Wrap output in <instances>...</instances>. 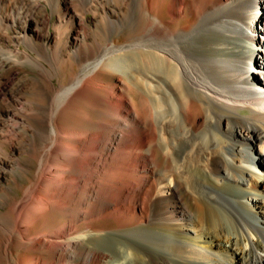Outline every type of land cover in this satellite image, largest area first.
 I'll use <instances>...</instances> for the list:
<instances>
[{
  "label": "bare ground",
  "instance_id": "bare-ground-1",
  "mask_svg": "<svg viewBox=\"0 0 264 264\" xmlns=\"http://www.w3.org/2000/svg\"><path fill=\"white\" fill-rule=\"evenodd\" d=\"M263 12L0 0V128L31 134L0 191L39 156L24 201L0 197V264H264Z\"/></svg>",
  "mask_w": 264,
  "mask_h": 264
},
{
  "label": "rangeland",
  "instance_id": "rangeland-1",
  "mask_svg": "<svg viewBox=\"0 0 264 264\" xmlns=\"http://www.w3.org/2000/svg\"><path fill=\"white\" fill-rule=\"evenodd\" d=\"M43 5L48 9L50 13L49 7L43 3ZM264 15V12L262 13ZM101 14L95 15L93 13H87L85 18L87 24L91 27V29L94 31V26L98 23L100 20ZM57 16H54V18L51 20V29L50 31H53L55 27V23L57 22ZM98 20V21H97ZM66 22V21H65ZM119 36V37H118ZM129 36L128 30H123L121 33H119L117 36H115L116 39H119L120 43L124 44L127 42V38ZM127 37V38H126ZM3 38V35L0 34V39ZM15 48V47H14ZM22 49H24L23 46H21ZM12 62V61H11ZM10 61L7 62L4 66H1L0 68V78L2 77L3 73L8 69V64L11 63ZM16 66L21 69L25 70L27 73H30L32 76V73L36 72V70L29 65L28 63H17ZM24 76V73L20 74L18 77L19 80ZM16 83H18V81ZM60 76L54 78V85L55 87H59L60 84ZM31 97V96H29ZM13 131V132H12ZM25 130L24 128H14L13 130L8 128V126H5L3 128H0V143H2V147H0V157L3 158H10V155L12 153V146L16 148H24L26 145L23 142V139H26L31 136V134H24ZM19 134V135H17ZM22 134V136H21ZM19 146V147H18ZM112 147H115V144H112ZM38 150L40 152L45 150V143L39 142L37 146ZM28 149L29 146H28ZM14 159H20L26 166V169H20L16 167L15 169L8 172V182L5 184H2V190L0 191V197L8 196L12 202L15 201H24V192L26 189L37 179L38 175V166H39V156L31 157L28 155H22L19 157H14ZM46 173H52V169H47ZM144 174L139 175L140 177ZM143 177H146L145 175ZM0 212H6V208L0 207Z\"/></svg>",
  "mask_w": 264,
  "mask_h": 264
}]
</instances>
